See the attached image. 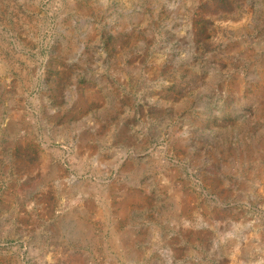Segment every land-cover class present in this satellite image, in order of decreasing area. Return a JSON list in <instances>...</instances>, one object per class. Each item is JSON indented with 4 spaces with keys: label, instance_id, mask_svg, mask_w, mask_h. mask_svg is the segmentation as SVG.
<instances>
[{
    "label": "rangeland",
    "instance_id": "374dc122",
    "mask_svg": "<svg viewBox=\"0 0 264 264\" xmlns=\"http://www.w3.org/2000/svg\"><path fill=\"white\" fill-rule=\"evenodd\" d=\"M0 264H264V0H0Z\"/></svg>",
    "mask_w": 264,
    "mask_h": 264
}]
</instances>
